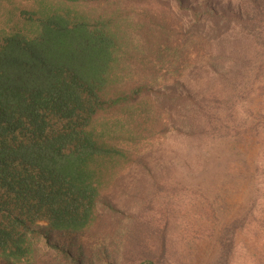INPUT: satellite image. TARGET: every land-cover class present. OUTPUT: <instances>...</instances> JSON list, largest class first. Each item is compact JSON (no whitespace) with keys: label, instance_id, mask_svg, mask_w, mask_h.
Masks as SVG:
<instances>
[{"label":"trees","instance_id":"1","mask_svg":"<svg viewBox=\"0 0 264 264\" xmlns=\"http://www.w3.org/2000/svg\"><path fill=\"white\" fill-rule=\"evenodd\" d=\"M4 7L0 264H194L217 236L210 264H249L264 187L231 218L163 151L260 137L263 110L237 108L264 98V0H45L25 25Z\"/></svg>","mask_w":264,"mask_h":264},{"label":"rangeland","instance_id":"2","mask_svg":"<svg viewBox=\"0 0 264 264\" xmlns=\"http://www.w3.org/2000/svg\"><path fill=\"white\" fill-rule=\"evenodd\" d=\"M45 0H2V5L10 10L16 11V20L22 25L21 14L29 10H36V7ZM4 7V8H7ZM31 10V11H32ZM86 12H92L89 6L83 9ZM87 18L91 20L92 14L86 13ZM202 89L211 97L215 91L220 89V84L211 74L205 73L202 77ZM202 82V81H201ZM222 97V95H221ZM237 108L239 116H246L251 112L264 113V98H257L255 103L248 107V111ZM237 116V114H236ZM248 133L246 139L248 143L239 142L236 134L231 136L211 138L204 143L198 150L199 157L193 161L192 165H184L183 161L188 156L190 149H197V143H181L180 137H170L164 141L166 147L174 148L175 151L168 149L163 155H166L169 166L177 167L185 173L186 184L189 188L200 190L206 194V200L213 201L214 208L225 207V202L231 212V218L236 216L242 207L246 206L256 192L257 188L264 187V130L260 132V137ZM257 139H261L258 141ZM192 149V150H193ZM165 153V154H164ZM164 158V159H165ZM163 159V160H164ZM166 161V160H165ZM166 161V162H167ZM166 163L162 164L163 166ZM159 168H162L159 166ZM226 206V207H227ZM227 212V208L225 209ZM218 237V236H217ZM215 237L212 241L202 242L196 249V260L194 264H210L214 261L218 253V239ZM240 241L250 243L246 237L240 236ZM253 256L249 264H264V242L255 241V246L246 250ZM243 262V259H242ZM241 264L240 260L239 263Z\"/></svg>","mask_w":264,"mask_h":264}]
</instances>
